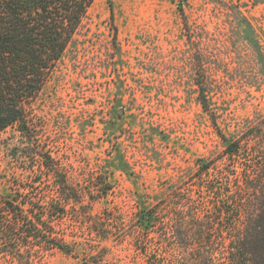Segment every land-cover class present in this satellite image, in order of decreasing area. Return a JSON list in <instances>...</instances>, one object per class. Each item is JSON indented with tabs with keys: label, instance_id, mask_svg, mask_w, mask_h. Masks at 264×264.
Wrapping results in <instances>:
<instances>
[{
	"label": "rangeland",
	"instance_id": "obj_1",
	"mask_svg": "<svg viewBox=\"0 0 264 264\" xmlns=\"http://www.w3.org/2000/svg\"><path fill=\"white\" fill-rule=\"evenodd\" d=\"M110 1L95 0L33 103L31 137L16 125L0 132V200L21 178L33 183L49 151L72 184L97 198L91 212L109 236L99 245L110 252L106 264H147L169 248L162 235L175 195L190 196L192 211L201 209L191 213L201 215L196 223L215 201L199 186L208 179L199 159L235 169L218 160L224 143L200 90L230 137L264 121V0ZM102 172L113 189L100 199ZM51 188L43 179L29 195L42 200ZM141 204L161 211L148 229L139 222ZM89 226L62 224L81 253L99 243ZM35 257L33 264L78 262L58 250ZM0 264L23 263L0 251Z\"/></svg>",
	"mask_w": 264,
	"mask_h": 264
},
{
	"label": "trees",
	"instance_id": "obj_2",
	"mask_svg": "<svg viewBox=\"0 0 264 264\" xmlns=\"http://www.w3.org/2000/svg\"><path fill=\"white\" fill-rule=\"evenodd\" d=\"M94 2L0 0V132L16 125L31 137L33 103L59 67ZM199 99L211 112L224 143L218 160L224 164L228 161L235 169L220 171L216 159H199L200 170L209 179L199 186L215 201L208 206L202 222L196 223L201 215L191 213L201 209L192 211L190 196L175 195V202L166 211L171 227L162 235L169 248L152 254L147 264H264V121L251 125L238 137H230L219 128L205 89L200 90ZM42 161L45 169L31 182L52 180L53 188L44 193V199L35 201L29 195L33 183L24 178L1 197L0 251L23 264H33L36 254L54 250L73 256L76 264H106L110 252L106 245H99L109 236L103 233V226L98 227L97 216L91 212L97 199L93 191L72 184L68 171L55 162L51 152ZM245 161L251 165L245 166ZM107 174L102 172L95 183L100 199L107 198L113 189L106 182ZM220 175L224 178L216 184ZM156 206L139 207V222L144 229L161 214ZM67 220L90 222L99 243L79 252L75 233L62 228ZM141 252L147 255L149 251Z\"/></svg>",
	"mask_w": 264,
	"mask_h": 264
}]
</instances>
